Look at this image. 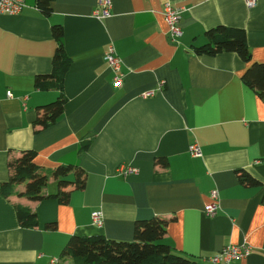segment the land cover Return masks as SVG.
Here are the masks:
<instances>
[{
	"label": "crops",
	"instance_id": "1",
	"mask_svg": "<svg viewBox=\"0 0 264 264\" xmlns=\"http://www.w3.org/2000/svg\"><path fill=\"white\" fill-rule=\"evenodd\" d=\"M98 1L52 0L44 15L36 0H24L19 13L0 15V264H49L52 257L68 264L62 252L70 236L131 240L135 222L152 217L168 220L165 242L195 264L240 244L250 253L231 264H264V187L238 178L244 170L264 183V101L241 78L251 63H264V0H110L101 19L92 13ZM166 2L182 8V35L173 42ZM54 24L63 28L70 59L66 100L55 123L42 128L33 124L38 106L58 90L35 79L52 70ZM217 25L245 30L249 61L235 52H195ZM110 45L121 59L119 87L104 58ZM193 143L201 156L190 155ZM25 149L36 151L48 174L45 196L56 192L51 173L62 164L83 169L84 187L63 188L67 203L21 196L24 183L4 196L8 161ZM123 163L137 172L118 175ZM212 189L218 208L210 216L204 206ZM18 205L35 213L36 226L19 223Z\"/></svg>",
	"mask_w": 264,
	"mask_h": 264
},
{
	"label": "trees",
	"instance_id": "2",
	"mask_svg": "<svg viewBox=\"0 0 264 264\" xmlns=\"http://www.w3.org/2000/svg\"><path fill=\"white\" fill-rule=\"evenodd\" d=\"M52 0H36L37 7L44 14L51 12ZM52 35L57 41L53 55L52 70L48 74L37 75L35 83L37 87L44 89H57V97L41 106L33 124L47 128L62 114L65 96L63 81L70 65L62 37L61 24L52 25ZM207 42L195 47L198 54H217L221 52H235L243 60L249 61L250 51L247 45L245 30L241 27L217 25L206 31ZM242 81L256 92L264 101V63H251L242 74ZM81 147H85L82 145ZM36 151L25 149L20 155L8 161L9 177L1 184V193L4 196L12 194L16 184L24 183V189L19 193L30 200H41L48 196L58 200L59 203H67L70 191L63 188L71 185L73 188L82 189L85 185V172L77 165L62 164L52 171L56 181V192L44 195L42 189L47 185L48 174L35 163ZM164 164V159L159 158ZM240 182L250 186L263 185L259 180L244 170H238ZM264 203V194L262 197ZM17 219L22 226L34 227L37 218L34 212L17 206ZM168 220L162 217H152L145 220H137L134 224L133 238L131 240H115L104 235L82 236L72 235L63 248L62 254L69 256L74 264H195L185 256L177 254L173 248L165 242ZM47 228H53L54 224H47Z\"/></svg>",
	"mask_w": 264,
	"mask_h": 264
},
{
	"label": "built area",
	"instance_id": "3",
	"mask_svg": "<svg viewBox=\"0 0 264 264\" xmlns=\"http://www.w3.org/2000/svg\"><path fill=\"white\" fill-rule=\"evenodd\" d=\"M247 6H253L255 0H245ZM24 6V0H0V15H15L21 11ZM110 0H99L93 10V15L99 19L107 17L110 15ZM181 7L174 6L170 2H166L163 5V18L167 24L168 28V38L170 41H177V39L182 35L180 26V12ZM104 58L107 61L109 68L114 73L113 84L119 87L122 84V74H121V59L116 54L115 49L110 45L107 51L104 53ZM163 85V81H159L157 88ZM154 90H150L145 93V96L153 95ZM7 95H10V91H7ZM188 151L191 156L199 157L201 156V148L198 143H193L188 147ZM137 169L127 164H120L117 167V174L120 176H127L131 173H136ZM211 201L204 206V211L206 214L212 216L215 214L218 208V193L216 189H212L210 192ZM92 222L100 226L102 224V214L100 211H95L91 213ZM250 253V247L246 244L240 245H227L222 249L217 251L215 254L207 258L211 264H231L233 261L247 257ZM49 264H60V259L58 257H52L49 259Z\"/></svg>",
	"mask_w": 264,
	"mask_h": 264
},
{
	"label": "rangeland",
	"instance_id": "4",
	"mask_svg": "<svg viewBox=\"0 0 264 264\" xmlns=\"http://www.w3.org/2000/svg\"><path fill=\"white\" fill-rule=\"evenodd\" d=\"M47 185H49V184H47ZM67 263H68V264H71V263H73V262H72L71 259H69V260L67 261Z\"/></svg>",
	"mask_w": 264,
	"mask_h": 264
}]
</instances>
